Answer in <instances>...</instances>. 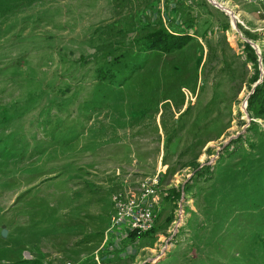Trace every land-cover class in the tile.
Wrapping results in <instances>:
<instances>
[{"label": "rangeland", "instance_id": "374dc122", "mask_svg": "<svg viewBox=\"0 0 264 264\" xmlns=\"http://www.w3.org/2000/svg\"><path fill=\"white\" fill-rule=\"evenodd\" d=\"M213 1L0 0V114L47 89L0 117L19 129L0 156V264H264V113L249 111L264 11ZM176 18L196 29L187 45L138 51ZM109 53L132 60L121 90L97 74ZM159 171L157 219L127 248L108 232L114 194Z\"/></svg>", "mask_w": 264, "mask_h": 264}, {"label": "trees", "instance_id": "16d2710c", "mask_svg": "<svg viewBox=\"0 0 264 264\" xmlns=\"http://www.w3.org/2000/svg\"><path fill=\"white\" fill-rule=\"evenodd\" d=\"M173 4V8L176 7V3H172ZM9 8V7H8ZM7 8V13L9 12V9ZM5 14V11H1L0 12V17ZM157 25V26H156ZM153 27L152 29L149 30V32H147L146 34H144L143 36L140 37V39H138V42H140V50H138L139 52H161V53H169L172 51H176L178 49L183 48L184 45H187V43L193 39V37H195L196 35V29L194 28V26H192L189 22L183 21L182 19L176 18L172 23H171V28H169L168 26H166L165 24H161L158 25L156 23H152L150 24V27ZM223 28H227L229 27L228 22L226 21V23H222ZM255 35V34H253ZM245 48H247L248 53H250L251 56H253L255 58V62H257L256 64H258V56L257 54L254 52L253 48L251 47V45L248 42H245ZM202 49V48H201ZM198 54H197V59H196V64L198 66V64L201 62L202 60V54L203 51L198 50ZM114 54H116L113 51ZM263 54V53H262ZM110 57L108 59H104V63L102 65H100L97 68V74L98 76H100L101 79L105 80L107 79L108 83L107 84H103V83H99V84H103V87H107L109 90H111L112 88L116 89V90H121V87L123 86V84L127 81V79L131 76V72L127 70V68L129 67V63L132 62L131 59H123L122 57V53L117 54L113 57V59H111V53H109ZM125 55V54H124ZM110 59V60H109ZM264 60V58H263ZM258 75L256 74L255 79L257 80ZM264 78L262 80L261 83L258 84L257 86V94L252 95V97H261L260 99L264 100V84H263ZM115 83L116 85H112L111 84ZM103 87L100 89H96V93H98L99 91L103 90ZM47 93V89L46 88H40V90L33 94L30 93V95H27L25 97V101L23 102V104H13L12 107L9 106L7 107L6 110L2 111V114H0L1 117V121L6 123L7 125L10 126V124H8L7 122L11 123L12 119H14V115L15 117L19 116L20 114H25L26 112L30 111V109L32 108V104L36 103V100L38 98H40V96H43L42 93ZM94 94L91 96L93 97ZM252 98V99H253ZM251 99V100H252ZM264 101L261 102V104H258V106L254 105L251 106L250 108V112L252 114H255V117L261 116L264 113V109H262L264 107ZM147 107V106H145ZM17 115V116H16ZM254 124H256L254 121H252ZM19 129H14L12 131H0V144H1V149H0V156L3 157L6 154H16L15 150V146L13 145L14 141L16 140L17 142L19 141ZM23 154V152L21 153ZM162 177V174H161ZM157 219V218H156ZM153 228V227H152ZM152 228H150L147 231H151ZM146 231V232H147ZM141 234L142 236L145 235ZM131 239L133 238V241L131 244L128 245L127 248L132 249V247H134L133 244H136L137 239L139 238V234L132 231L129 233L128 235ZM132 246V247H131ZM107 259L106 257H102V260ZM93 264H96L94 261L91 262ZM90 264V263H88Z\"/></svg>", "mask_w": 264, "mask_h": 264}, {"label": "built area", "instance_id": "2783aa9c", "mask_svg": "<svg viewBox=\"0 0 264 264\" xmlns=\"http://www.w3.org/2000/svg\"><path fill=\"white\" fill-rule=\"evenodd\" d=\"M249 4H255L257 11H264V0H246ZM160 171L145 176L137 181V191L130 189H118L114 194V224L108 232L129 235L134 231L139 235L149 230V222L156 219L157 204L154 200V186L159 184ZM124 187V185H123Z\"/></svg>", "mask_w": 264, "mask_h": 264}, {"label": "bare ground", "instance_id": "6f19581e", "mask_svg": "<svg viewBox=\"0 0 264 264\" xmlns=\"http://www.w3.org/2000/svg\"><path fill=\"white\" fill-rule=\"evenodd\" d=\"M214 4H216L217 2L216 1H213V0H211ZM224 11H228L229 13H231V15H232V17H235V14L230 10V9H228V8H226V7H221ZM236 18V17H235ZM156 185H159V184H155V186H154V188H153V190L154 189H157V187H156ZM156 195V194H155ZM155 195H154V200H155ZM155 220L156 219H151V221L149 222V229L153 226V224H154V222H155ZM113 224H114V220H113Z\"/></svg>", "mask_w": 264, "mask_h": 264}, {"label": "water", "instance_id": "95a60500", "mask_svg": "<svg viewBox=\"0 0 264 264\" xmlns=\"http://www.w3.org/2000/svg\"><path fill=\"white\" fill-rule=\"evenodd\" d=\"M234 18V22H233V20H232V26L234 25L235 26V17H233ZM234 23V24H233ZM246 41V40H245ZM246 42H249V43H251V46L256 50V48H257V44H253L250 40H248V41H246ZM258 48H259V46H258ZM257 48V53L259 54L258 56H260L261 58H262V56L260 55V49H258ZM259 82V81H258ZM256 84V83H255ZM6 234V229L5 228H3V230H2V233H1V235H5Z\"/></svg>", "mask_w": 264, "mask_h": 264}, {"label": "crops", "instance_id": "0c3cea01", "mask_svg": "<svg viewBox=\"0 0 264 264\" xmlns=\"http://www.w3.org/2000/svg\"><path fill=\"white\" fill-rule=\"evenodd\" d=\"M222 5V4H221ZM223 7H225L224 5H222ZM93 262V261H92ZM91 264V262H89Z\"/></svg>", "mask_w": 264, "mask_h": 264}]
</instances>
